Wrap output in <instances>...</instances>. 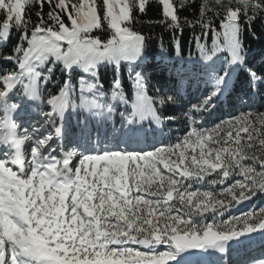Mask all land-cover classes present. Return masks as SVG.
Returning a JSON list of instances; mask_svg holds the SVG:
<instances>
[{"label":"snow or ice","instance_id":"6c2138e0","mask_svg":"<svg viewBox=\"0 0 264 264\" xmlns=\"http://www.w3.org/2000/svg\"><path fill=\"white\" fill-rule=\"evenodd\" d=\"M157 2L163 17L170 18L169 26L178 29L176 6L171 0ZM185 2L180 0L181 8ZM232 2L215 0L224 9L223 31L216 33L211 49L198 45L205 61L227 53V67L210 76L211 90L192 104L194 112L215 107L232 72L247 71L250 87L261 79L245 68L243 34L264 12V4L235 0L234 8ZM146 3L102 0L101 15L96 0H82L70 11L65 0H0V48L7 49L12 33H18L17 43L0 55V61L12 65L0 69V264H181L178 258L190 250L226 253L230 241L264 233V210L223 224L196 219L264 194V170L254 166L264 169V113H244L212 128L194 127L182 140L152 151L105 149L89 154L72 147L60 158L51 154L56 151L53 144L65 139L70 112L85 110L111 119L113 103L129 104L120 79L114 77L109 88L113 103L102 102V85L95 81L101 67L113 66L115 71L122 64L142 62L146 37L132 30V10L144 12ZM32 7H38L34 25L28 14ZM209 7L202 2L201 23ZM93 30L110 31V38L92 36ZM57 69L66 78L58 94L46 93L41 84ZM133 72L131 111L120 115L122 129L127 126L138 135L141 129L136 126L145 120L161 126L165 118L174 119L160 109L166 111L178 97L149 96L141 72ZM74 79L79 80L78 94ZM26 108L36 111L29 114ZM21 115L36 123L22 126L17 122ZM78 156V164H73ZM213 174V184L243 178L220 194L227 202L184 185L185 180L199 182ZM161 245L167 250L157 251ZM249 264H264V259Z\"/></svg>","mask_w":264,"mask_h":264},{"label":"trees","instance_id":"16d2710c","mask_svg":"<svg viewBox=\"0 0 264 264\" xmlns=\"http://www.w3.org/2000/svg\"><path fill=\"white\" fill-rule=\"evenodd\" d=\"M53 4L57 3L56 0H52ZM131 3L132 0H129ZM171 2L176 6L177 15L180 20V27L177 29L175 26H169L170 18L167 20L162 15V6L157 2V0H147L145 11L140 12L138 7H133L132 16L134 22L132 24V30L144 35L146 37L145 48L143 53L142 62H139L138 65H133L135 68L131 70L126 69L125 67L113 69V66L101 67L96 78V83L102 85V93L104 94V100L102 102L113 103L111 100V93L109 91L110 85L115 78L121 80L123 88L122 91L129 99V104H120L119 102L113 103L115 112L112 114L111 119L106 117H98L90 112L85 113L84 115L70 116V120L74 119L76 124L70 123L68 131L74 134L75 131L83 132L84 130L81 127V122L83 124L92 123L89 129L90 133L94 130L96 133L95 137H105L108 135H99L97 132H108V126L114 125L122 129V116L128 115L131 111V100L135 95V84H134V72H141L146 85H147V94L156 98L157 100L160 97L173 95L178 97L175 105H166L165 109H160L164 113V116H174V119L168 120L164 119L161 126L156 125L155 122H149L146 126L147 129L161 131L164 136L166 143L162 146H168L182 140L187 134L192 130V128H212L217 124H221L223 121L231 120L234 117H238L244 113H252L253 115L257 113H264V12L257 14V18L246 27L243 34V46L245 49V68L255 72L258 77H261L260 80H257L254 86L249 85V78L247 71H235L231 73V80L228 86L232 87L233 95L226 93L225 95L230 99V96H236L237 93L242 92L245 95L250 96L252 105L248 106L247 103H244L241 108L237 104H232L230 108L220 111L218 105L220 103L218 97L216 98L215 107L211 108L207 112H194L192 110V104L199 103L200 100L208 93L209 87L204 85V88L199 89L197 84L199 83V78H184L186 73L194 75L198 73V77H204L212 75L213 73L222 74L223 67H227L226 56L227 53H217L213 57V61H206L210 64L221 63L222 69L214 70L212 66L197 65L199 62L205 60L201 59L199 52V44L205 45L208 49H211L213 40L216 38L217 32H222L223 29L220 28L221 20L224 16V9L216 5L215 0H206V3L210 6L209 10L206 12V15L203 18V23H201V5L205 0H186L183 8L180 6V0H171ZM258 2L264 4V0H258ZM66 5L69 6V11L71 10V5H75L71 0H65ZM138 3V0H137ZM224 3L227 5L229 0H224ZM98 10L101 15H103V4L102 0H96ZM77 6V5H76ZM232 7H237L235 0H233ZM38 7H32L28 10L32 24L34 25L37 22V17L35 15ZM49 11V5L46 3L43 7V13L45 14V19H47V13ZM59 11V10H57ZM218 13V14H214ZM64 18L65 23H69L67 15L61 13ZM204 24H210V28H205ZM32 25L29 26L31 28ZM110 31H100L93 30L92 36H99L101 40H107L110 38ZM17 32L12 33L11 44L8 45V48H0V55L6 54L8 49L12 45L17 43ZM20 43H23V37H19ZM217 61V62H216ZM188 63H194V67H190ZM225 63V64H224ZM128 65V64H123ZM6 67H12V65L7 64L6 61H0V69ZM47 76L48 74L45 73ZM66 78V74L61 73L58 69L54 72L51 79L47 83H42L41 87L46 90V93L58 94V88L61 82ZM84 79L88 83L93 81L88 80L87 75L84 76ZM208 78L206 82H209ZM74 85L77 88V94L79 90V80H73ZM181 86V87H180ZM193 88L197 90L194 91ZM181 92L184 93L182 96ZM196 94L198 97L191 98ZM86 95H89L86 93ZM239 96L244 97L242 94ZM91 98V95H89ZM226 100H222V103H226ZM240 108V113L230 115L223 119L216 118L218 115L224 113H231V110ZM27 110H33L34 108H26ZM49 110V109H45ZM143 124H140L138 128L145 127ZM127 126H124V130ZM122 129V130H123ZM112 130V127L109 131ZM92 134V135H93ZM77 135H74L76 137ZM94 137V138H95ZM155 141L160 139L154 138ZM175 157H173L174 159ZM248 163V162H246ZM257 170H264L260 168L259 164L254 165ZM162 167V166H161ZM215 174L210 177H206L204 180L199 182H193L189 180L184 181L185 187L189 191H209L212 192L217 198L227 199L220 194L225 191L227 187H230L235 180L243 179L242 177L233 176L230 179L226 180L224 184H213L212 179ZM254 201L252 208L248 213L259 214L261 210H264V194L257 193L252 197ZM237 203L232 202L231 206L227 209H221L216 214L205 213L203 218L196 217L200 223H215L223 224L226 221L232 220L234 217H243L236 216L235 211L232 214L222 216L220 212H225L228 209L235 210ZM137 249L141 250V246L137 245Z\"/></svg>","mask_w":264,"mask_h":264},{"label":"rangeland","instance_id":"374dc122","mask_svg":"<svg viewBox=\"0 0 264 264\" xmlns=\"http://www.w3.org/2000/svg\"><path fill=\"white\" fill-rule=\"evenodd\" d=\"M57 2H58V0H56ZM72 2H73V0H71ZM76 2V3H75ZM75 2H73L75 5H77V6H79L80 5V3L82 2V0H76ZM188 65L190 66V67H194V65L195 64H192V63H188ZM127 67H135V66H127ZM187 77H191V78H194V77H197V75H191V74H189V73H186V75L184 76V78H187ZM19 121H25V118H21V119H18ZM30 120H32L31 118H30ZM29 121V120H28ZM120 133V130L118 129H116L115 131H113L112 132V135H111V138H110V141H113V140H116V139H118L121 135V133ZM95 134H93V136H94ZM103 136V135H102ZM95 137V136H94ZM94 137H91L90 136V134H87L86 136H84V139H82V142H86V141H93V143L94 144H96L97 143V141L98 142H101L102 143V140H98L96 137L94 138ZM125 137H126V131L125 132H123L122 133V139H123V142H121V144L122 143H126L127 142V140H124L125 139ZM94 138V139H93ZM102 139V138H101ZM121 144H119V146L121 145ZM53 147L56 149V151L55 152H52L51 154L52 155H54V156H56L57 158H60L61 157V154H62V150H60L59 152H57L58 150H57V148H56V145L55 144H53ZM74 147H78V151H79V146H74ZM101 147L99 146V147H94L93 149H100ZM81 149L82 150H80V151H86L85 150V146H82L81 147ZM155 149V148H154ZM154 149H152V150H154ZM90 150H92V149H89L88 151H90ZM76 158H78V157H76ZM76 158H74V160L73 161H75L76 160ZM76 164H78V163H76ZM243 207H246V205L245 206H243ZM243 207H242V209H243ZM163 247H166V246H162V248ZM165 250H167L166 248H165ZM193 252H195V251H192L191 253H193ZM191 253H185V254H182L181 255V257H183V258H186L189 254H191Z\"/></svg>","mask_w":264,"mask_h":264},{"label":"bare ground","instance_id":"6f19581e","mask_svg":"<svg viewBox=\"0 0 264 264\" xmlns=\"http://www.w3.org/2000/svg\"><path fill=\"white\" fill-rule=\"evenodd\" d=\"M76 0H73V2H75ZM76 3V2H75ZM95 136V135H94ZM93 136V137H94ZM147 136H149V135H147ZM98 140H102V143H105V142H107V140L109 139V136H105V137H96ZM102 138V139H101ZM127 146H129V145H127ZM201 252H206V251H203V250H200V251H198V252H194V255H197V254H200Z\"/></svg>","mask_w":264,"mask_h":264},{"label":"water","instance_id":"95a60500","mask_svg":"<svg viewBox=\"0 0 264 264\" xmlns=\"http://www.w3.org/2000/svg\"><path fill=\"white\" fill-rule=\"evenodd\" d=\"M195 250H198V249H195Z\"/></svg>","mask_w":264,"mask_h":264}]
</instances>
